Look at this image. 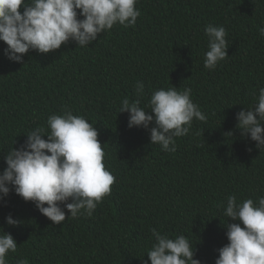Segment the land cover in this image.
<instances>
[{
	"label": "trees",
	"instance_id": "1",
	"mask_svg": "<svg viewBox=\"0 0 264 264\" xmlns=\"http://www.w3.org/2000/svg\"><path fill=\"white\" fill-rule=\"evenodd\" d=\"M137 7L135 27L117 25L86 48L69 43L44 55L30 51L24 65L6 59L0 42V170L7 150L36 127L47 132V117L67 106L95 125L106 168L116 177L92 217L67 219L66 212L61 225L10 194L0 204V227L18 244L9 264H142L152 228L185 235L194 258L214 264L216 249L228 242L223 225L233 222L221 205L229 195L264 196V152L238 131L223 135L264 87L258 31L264 0H140ZM208 24L228 32L229 57L213 71L203 66ZM137 82L144 84L140 106L146 109L157 89L191 88L207 122L194 120L189 134L176 139L175 152L161 151L146 130L128 128L127 113H118L122 99H137ZM9 213L24 223L7 226Z\"/></svg>",
	"mask_w": 264,
	"mask_h": 264
},
{
	"label": "clouds",
	"instance_id": "2",
	"mask_svg": "<svg viewBox=\"0 0 264 264\" xmlns=\"http://www.w3.org/2000/svg\"><path fill=\"white\" fill-rule=\"evenodd\" d=\"M139 2L0 0V42L6 45L3 55L10 62L24 65V57L30 51L44 55L69 43L89 47L117 25L125 29L135 27L141 16ZM258 31L264 36V27ZM204 34L207 50L203 66L213 71L229 57L228 32L224 26L208 24ZM191 94L189 87L182 91L175 86L160 88L153 91L146 109L140 106L144 84L137 82V99L131 102L122 99L118 113L128 114V128L146 130L151 145L175 152L176 139L189 134L194 120L205 123L208 120ZM253 100L250 108L241 107L235 115V128L223 135L225 139L234 137L238 131L240 138L254 142V147L264 152V87L253 93ZM46 126L47 132L44 127H36L23 133L24 142L4 153L6 166L0 170V204L6 206L7 198L14 193L24 202L33 203L55 225L66 220V212L67 219L92 217L104 198L111 195L110 186L116 180L106 168V153L97 128L67 106L61 113L49 115ZM221 208L223 216L233 222L223 225L228 242L216 249L214 264H264V196L238 200L237 196L229 195ZM5 223L19 227L24 222L9 213ZM0 230V264H9L8 255L17 252L18 244L12 234L3 227ZM151 236L153 242L141 259L142 264H201L194 258L195 245L185 235L169 236L152 228ZM17 264L27 261L19 259Z\"/></svg>",
	"mask_w": 264,
	"mask_h": 264
}]
</instances>
